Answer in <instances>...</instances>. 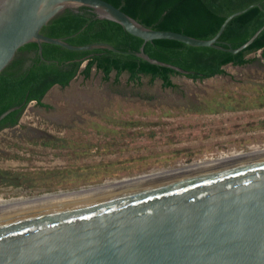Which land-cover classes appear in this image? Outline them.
Wrapping results in <instances>:
<instances>
[{"label":"water","instance_id":"95a60500","mask_svg":"<svg viewBox=\"0 0 264 264\" xmlns=\"http://www.w3.org/2000/svg\"><path fill=\"white\" fill-rule=\"evenodd\" d=\"M257 4H253V7ZM92 9L98 19L120 24L145 42L175 40L218 47L202 40L147 28L104 0H0V71L27 43L69 50L107 49V43L72 46L40 30L69 9ZM151 64L141 48L136 54ZM185 75L186 72L172 67ZM14 108L0 116V120ZM0 264H264V155L126 186L0 211Z\"/></svg>","mask_w":264,"mask_h":264},{"label":"rangeland","instance_id":"374dc122","mask_svg":"<svg viewBox=\"0 0 264 264\" xmlns=\"http://www.w3.org/2000/svg\"><path fill=\"white\" fill-rule=\"evenodd\" d=\"M251 58L225 66V76H176L177 89L145 77L131 83L126 74L104 81L94 69L54 86L45 107L30 103L16 126L0 131V199L67 194L263 151L264 107L221 106L230 96L243 107L241 96L264 86V57Z\"/></svg>","mask_w":264,"mask_h":264},{"label":"trees","instance_id":"16d2710c","mask_svg":"<svg viewBox=\"0 0 264 264\" xmlns=\"http://www.w3.org/2000/svg\"><path fill=\"white\" fill-rule=\"evenodd\" d=\"M104 1L147 28L202 40L213 38L231 14L257 4L227 23L217 45L225 49L239 48L264 26V0ZM40 33L49 38L62 39L72 46L107 43L121 53L101 48L69 50L42 43L44 60H41L38 45L34 42L25 44L0 71V116L14 108L0 120V131L16 126L30 103L45 107L43 98L51 88L67 87L78 75L88 79L93 69L102 74L104 81L110 79L111 73L115 74V82L126 74L131 83L139 84L145 77L150 83L159 80L164 89H177L173 78L183 74L172 67L185 71L183 76L192 81H203L227 75L224 70L227 65L248 66L254 62L252 54L261 52L264 57V28L249 46L232 54L211 47H192L175 40L145 42L114 21L98 19L87 7H80L77 12L72 9L63 11L43 26ZM141 48L150 59L164 65L151 64L136 56ZM255 94L252 97L241 96L240 99L246 103L243 107L236 106L238 102L235 98L224 96L221 106L232 110L264 107V86L259 85Z\"/></svg>","mask_w":264,"mask_h":264},{"label":"bare ground","instance_id":"6f19581e","mask_svg":"<svg viewBox=\"0 0 264 264\" xmlns=\"http://www.w3.org/2000/svg\"><path fill=\"white\" fill-rule=\"evenodd\" d=\"M262 155H264V152L254 153V154H250V155L247 154V156H245V157H241V156L240 157H234L233 159L230 158L229 160H227V158L224 160H218L215 158V161L214 160H209V161L204 160L205 161L204 163H202L196 167L184 168V169H181L180 171L158 175L157 177L154 176V177H150V178H146V179H142V180L140 179V180H136V181H129V182L126 181V182H122V183L105 184V185H101V186H97V187H93V188H87V189H82L79 191L70 192L67 194H56V195L55 194H50V195H44L43 194V196L40 195V197H36L33 199H27V200L5 201V199L2 200V198H1L0 199V211L24 207V206H29V205H34V204H39V203H45V202L67 199V198L76 197V196H80V195H85V194H90V193H94V192H99V191H103V190L121 187V186H126V184L130 185V184L148 181V180H152V179L157 180V178L170 176V175H174V174H179V173L192 171V170H196V169H201V168H205V167H210V166H214L215 164L218 165V164H223V163H227V162H232V161H236V160H241V159L256 157V156H262Z\"/></svg>","mask_w":264,"mask_h":264},{"label":"flooded vegetation","instance_id":"af4514ba","mask_svg":"<svg viewBox=\"0 0 264 264\" xmlns=\"http://www.w3.org/2000/svg\"><path fill=\"white\" fill-rule=\"evenodd\" d=\"M261 152H264V150L263 151H261ZM255 153H259V152H255ZM240 157V156H239Z\"/></svg>","mask_w":264,"mask_h":264}]
</instances>
